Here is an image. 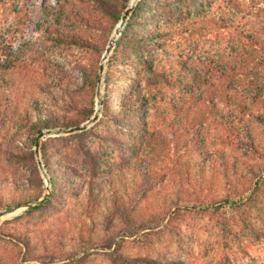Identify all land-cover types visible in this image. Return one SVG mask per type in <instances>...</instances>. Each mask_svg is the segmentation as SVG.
<instances>
[{"label": "rangeland", "instance_id": "rangeland-1", "mask_svg": "<svg viewBox=\"0 0 264 264\" xmlns=\"http://www.w3.org/2000/svg\"><path fill=\"white\" fill-rule=\"evenodd\" d=\"M20 1L24 5L19 15L0 14V62L9 60L7 48H22L16 67L43 106L39 112L55 111L67 121L61 119L36 133L30 126L37 122L38 112L22 124L18 117L23 110L13 113L5 100L0 105V264H147L148 260L223 264L226 256L229 264H262L263 243L229 236L217 222L227 216L224 213L183 210L177 216L156 218L164 209L157 194L151 196L153 190L134 211L131 197L137 198V193L133 195L128 164L137 158L131 151L137 150L139 160L167 173L155 193L175 191L184 169L173 160L174 148L168 151L166 145L173 138L172 129L187 134L193 123L198 129L199 121H204L200 122L203 153L224 151L245 163L264 164V126L251 116L246 117L244 130L238 122L240 105L250 104L255 87L264 84V10L254 9L250 0H149L148 11L136 10L141 0L126 5L124 0ZM43 3L79 11L90 22L75 20L54 27L55 15L46 16ZM115 9L121 16L112 25ZM129 20L133 37L163 30L169 33L168 41L163 47L155 44L158 39L148 43L144 57L141 51L117 48ZM57 28L78 42L59 44L49 39V29ZM248 36L259 46L253 47ZM183 64L203 72L207 84L191 89L168 85L163 74L176 76L183 72ZM232 68L247 76L228 86L219 72ZM208 88L216 104L209 113L203 102ZM134 91L139 93L137 102L146 100V108L129 110ZM252 107L264 114L263 101ZM231 122L240 130L239 139L245 131L253 132L259 154L243 147L236 136L226 141ZM179 140L182 144V137ZM199 152L189 150L180 160L195 164L202 159ZM62 166L80 170L77 189L71 185L75 174ZM50 175L59 186L54 193ZM209 178L207 173L204 179H192L188 196L216 205L227 192L238 196L247 187L238 183L231 191L222 178ZM89 189L92 196L87 195ZM251 193L264 201L263 182L242 202ZM259 208L258 219L253 209L250 215L255 226H264L262 203ZM127 215L136 224L127 222ZM132 227L134 235L122 234ZM233 230L240 232L239 225Z\"/></svg>", "mask_w": 264, "mask_h": 264}, {"label": "trees", "instance_id": "trees-1", "mask_svg": "<svg viewBox=\"0 0 264 264\" xmlns=\"http://www.w3.org/2000/svg\"><path fill=\"white\" fill-rule=\"evenodd\" d=\"M129 0H124V4ZM252 7L257 10H264V0H250ZM149 0H141L139 4L136 6V10H144L148 11L149 8ZM20 0H0V14L6 13L7 15H19L23 9V5L21 4ZM41 9L43 12H45L46 16L48 17H54V25L57 27H61L65 25V22H69L71 24L75 23V20L77 22H90L89 16L86 14L80 13L79 11L73 12L74 9L67 8L66 6H51L43 3L41 6ZM58 9V10H57ZM57 11V12H56ZM55 13V14H54ZM121 16V10H114V13L112 14V25L119 20ZM54 26V27H56ZM131 26L132 22L129 20L125 29L122 31V34L117 39V45L116 47L119 48L120 46H123L127 49H134L138 50L135 52H142V57H144L145 49L148 43H151L153 40L158 39L155 44L158 46L163 47L165 42L168 41L169 33L167 31H157L154 34H150V36H138L133 37L131 35ZM51 31L49 29L48 36L49 39L53 40L56 43L59 44H73L77 43V37L74 35L66 34L65 32L59 30ZM249 39H251V43L253 47H258V42L253 40L251 36H248ZM157 46V47H158ZM7 54L9 56V60L5 63L0 62V105L5 101L8 102V105L10 109H12L13 113L17 111L20 112V110L24 111V114H19L18 119L22 124H25L30 117V114L32 112H38V120L37 122H34L30 128L33 129V131H36V133L41 132L42 129L49 126V124L52 123H58L61 121V119H64V117L60 116L59 114H55V111L50 112L49 114H43L40 108L43 106H40L39 101L34 97L33 94L30 93V90H28V81L26 79H23L21 73L18 72V68L16 67V60L18 54H23L22 48L18 49H8L7 48ZM146 63L149 64L148 68L151 69L152 65L150 64L149 60H146ZM183 72H180L178 75L174 76L172 73H164L163 78L165 79V82L172 86L180 88L183 85L187 87L188 89H191L194 85L198 84L205 85L207 84L206 76L204 77V73L197 70V68H194L192 66H187L186 64H183ZM17 70V71H16ZM219 79L221 81H225L228 86H232L238 77H245L247 74H243L241 72H237L236 69L230 70H221L219 72ZM139 74V73H138ZM190 79L186 83H183L184 81ZM90 83L92 85H95V81L93 79H89ZM183 83V84H182ZM121 85V82H116V85ZM211 87V86H210ZM7 89V92L4 93V89ZM211 88H208V93L204 97V103L207 106V111H209L216 105L215 100L210 94ZM42 90H46V88H42ZM255 94L252 96L250 104L248 105H240L241 106V112L240 116L238 117V122L245 126V121L247 116H251L252 119L264 126V114L259 112H254L252 109L254 105H258L262 101L264 102V84L257 85L255 87ZM4 93V94H3ZM29 96V98H28ZM139 93L137 91L132 92V97L130 99V103L133 102V104L130 106L129 110L132 111L131 107H135L134 109H138L139 105H142L146 108L147 102L146 100H142L140 103L138 101ZM33 97L35 99L30 100ZM120 102V101H119ZM125 102H123V105ZM129 106V105H128ZM133 109V110H134ZM22 113V112H21ZM124 113V112H122ZM1 115V111H0ZM45 115V116H44ZM210 115V114H209ZM211 117L208 116V119ZM63 121H67V118ZM204 123V121H199L197 123L198 129H193L195 124H191L189 128V132L187 134H181L177 133L175 129H172L173 131V138L168 142L166 147L169 151L171 148H174V151L176 154H172L173 160L180 161L184 172H183V179L179 181L178 188L168 193L167 195H159L158 192L155 193L157 190V186L159 183H162L167 178L166 172H159L158 170L154 169L153 166L150 163H147L145 161H141L138 159V151L133 150L131 151V155L133 157H137L134 160H128L129 161V167L128 170L130 171L132 178L130 179L132 182L133 192L137 198L131 197V201L133 202L132 207L133 210L137 208V205L139 202H142L150 197L149 193L153 190L152 195H156V200H161L162 203L160 205V209H164L163 212H158L156 214V218H159L160 216L165 217L166 216H177L179 215L180 211H187V210H199L203 213H208L210 215H222L224 213L227 215L222 220H218L217 222L223 227L222 229L229 235L234 236L242 240H248L251 242L256 243H263L262 253L264 255V226H255L253 224V217L250 215L251 210L257 212V219L259 215L261 214V209L259 208V203H262L264 206V201L258 200L257 196L248 195L246 197L245 202H242V199L244 196H246L250 191L260 189L262 182L264 184V164L257 165V164H251V163H245L241 160L237 159L236 156L232 155L231 153H226L224 151H216V152H208L206 151L203 153L202 151V143L201 141V135L203 126L201 123ZM65 123V122H64ZM69 124V123H67ZM28 127V126H27ZM247 128L246 126L243 127V130ZM227 130L229 131L228 138H226V141H229L230 137H240V130L232 125L229 124L227 126ZM183 139V143L179 144L180 141L179 138ZM32 139L35 142V137H32ZM239 142L243 145V147H246L251 151L253 154H259L258 146L255 144V137L253 135V132L250 130L245 131L243 138L239 139ZM228 144V143H227ZM199 150L200 156H202V159L198 161L195 164H191L190 161H182L180 160V157L189 150ZM170 153V152H169ZM203 154V155H202ZM61 169L67 173L73 172L75 175L71 180V185H74L73 189H77L79 184L81 183V179L78 178L80 175V170L78 168H75V166H65L61 167ZM209 173L210 178L209 181H212L214 178H222L223 182L225 183V188L230 189L231 191L235 189L234 187L237 186V184H247V187L243 191L242 194L234 195L230 191L227 192V196L221 200L216 201L215 204H210L206 202L203 199H192L188 195H191L189 185L192 183V179L201 178L204 179ZM50 183L52 189V193H54V189L59 188L55 181V176L50 175ZM66 187V185H65ZM116 191V189L114 190ZM113 191V192H114ZM140 192V193H139ZM92 189H89L87 195L92 196ZM185 195L188 198H184ZM17 204V203H15ZM18 205V204H17ZM115 205H121V202H116ZM168 205V208L166 206ZM122 213V212H121ZM223 217V216H221ZM125 219L127 222H130V224H136V219L133 216H125ZM237 221V222H235ZM240 224H237V223ZM240 228V232H235L233 230L234 227ZM133 227L130 231L122 230V234L125 236H132L135 234L133 231ZM254 260H257V257H251ZM231 261L228 256H226L225 262L223 264H229ZM147 264H162L153 260H148L146 262ZM168 264H185L184 262H175V263H168ZM220 264H222L220 262ZM255 264V262H254ZM262 264H264V256L262 258Z\"/></svg>", "mask_w": 264, "mask_h": 264}, {"label": "water", "instance_id": "water-1", "mask_svg": "<svg viewBox=\"0 0 264 264\" xmlns=\"http://www.w3.org/2000/svg\"><path fill=\"white\" fill-rule=\"evenodd\" d=\"M128 13H129V10L124 14V16L122 17V20H121V23H122V27H123V22L126 20V18H127V15H128ZM121 27V28H122ZM120 32H121V29L120 30H118V34H120ZM114 43V41H112L111 40V42H110V44H109V47L107 48V50H106V53H108L110 50H111V48H112V44ZM105 57V56H104ZM100 70H102V66H101V69Z\"/></svg>", "mask_w": 264, "mask_h": 264}, {"label": "bare ground", "instance_id": "bare-ground-1", "mask_svg": "<svg viewBox=\"0 0 264 264\" xmlns=\"http://www.w3.org/2000/svg\"><path fill=\"white\" fill-rule=\"evenodd\" d=\"M121 27H122V23H119L118 26H117V29L115 30V32H114V34L112 36V41H114V39L116 38L118 30H120Z\"/></svg>", "mask_w": 264, "mask_h": 264}]
</instances>
